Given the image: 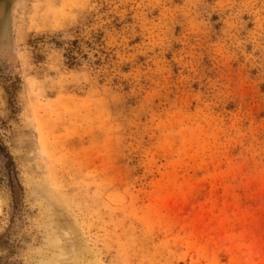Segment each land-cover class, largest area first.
I'll return each instance as SVG.
<instances>
[{"label":"rangeland","instance_id":"1","mask_svg":"<svg viewBox=\"0 0 264 264\" xmlns=\"http://www.w3.org/2000/svg\"><path fill=\"white\" fill-rule=\"evenodd\" d=\"M0 264H264V0H0Z\"/></svg>","mask_w":264,"mask_h":264},{"label":"trees","instance_id":"2","mask_svg":"<svg viewBox=\"0 0 264 264\" xmlns=\"http://www.w3.org/2000/svg\"><path fill=\"white\" fill-rule=\"evenodd\" d=\"M70 60L73 62V60L75 59L74 55H72V53L69 55Z\"/></svg>","mask_w":264,"mask_h":264}]
</instances>
